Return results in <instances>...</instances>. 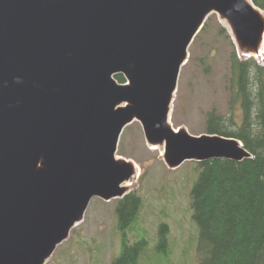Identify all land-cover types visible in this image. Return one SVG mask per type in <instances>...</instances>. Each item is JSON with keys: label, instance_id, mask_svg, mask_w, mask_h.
Here are the masks:
<instances>
[{"label": "water", "instance_id": "water-1", "mask_svg": "<svg viewBox=\"0 0 264 264\" xmlns=\"http://www.w3.org/2000/svg\"><path fill=\"white\" fill-rule=\"evenodd\" d=\"M212 13L243 56L262 52L264 14L247 0H0V264H45L92 198L126 195L136 170L116 153L135 120L170 168L250 158L170 121Z\"/></svg>", "mask_w": 264, "mask_h": 264}, {"label": "rangeland", "instance_id": "rangeland-1", "mask_svg": "<svg viewBox=\"0 0 264 264\" xmlns=\"http://www.w3.org/2000/svg\"><path fill=\"white\" fill-rule=\"evenodd\" d=\"M207 22L208 30L201 32L189 48L190 58L182 67L172 106L173 127L194 136L206 134L209 112H229V57L234 46L227 29L218 34L221 27H226L217 14H210ZM236 52L240 56L237 49ZM117 157L141 170L127 188L129 193L140 190V186L144 188L140 192L144 195L143 217L133 231L126 233L129 244L139 237L145 240L138 264H201L197 254L199 231L190 207L192 163H184L179 172L169 171L160 151L148 146L138 121L125 128ZM164 188L168 191L166 196ZM117 202L94 198L84 221L74 227L46 264H114L124 243L115 214ZM160 232L165 235L162 246ZM162 248H166V253Z\"/></svg>", "mask_w": 264, "mask_h": 264}, {"label": "trees", "instance_id": "trees-1", "mask_svg": "<svg viewBox=\"0 0 264 264\" xmlns=\"http://www.w3.org/2000/svg\"><path fill=\"white\" fill-rule=\"evenodd\" d=\"M252 2L264 10V0ZM209 27L206 22L202 32ZM224 33L221 27L218 34ZM115 79L126 82L120 74ZM228 81L229 112H209L205 130L237 138L251 156L240 162H191L194 179L190 207L199 231L197 254L201 264H264V65L254 59H239L234 50L229 57ZM143 189L117 202L118 229L124 243L114 264H138L145 240L139 237L129 244L126 233L143 217ZM163 192L165 196L168 193L165 188ZM160 236L162 246L164 232ZM162 249L166 253V248Z\"/></svg>", "mask_w": 264, "mask_h": 264}, {"label": "bare ground", "instance_id": "bare-ground-1", "mask_svg": "<svg viewBox=\"0 0 264 264\" xmlns=\"http://www.w3.org/2000/svg\"><path fill=\"white\" fill-rule=\"evenodd\" d=\"M248 2H250V0H247ZM222 23L226 26V27H228V24L226 23V21H224V20H222ZM229 28V27H228ZM255 55V54H254ZM152 150H158V151H160V154H161V156H163V154H164V149H165V144L163 143V144H159V145H150L149 146ZM135 170H136V176H138L139 174H140V168H138V167H135ZM131 186V182H126L125 183V187L126 188H128V187H130ZM79 224H81V223H79ZM79 224H77V226L79 225Z\"/></svg>", "mask_w": 264, "mask_h": 264}]
</instances>
